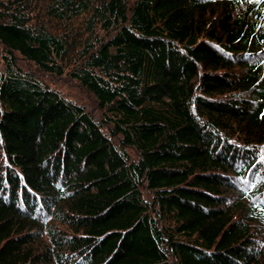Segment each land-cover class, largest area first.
Here are the masks:
<instances>
[{
  "label": "trees",
  "instance_id": "obj_1",
  "mask_svg": "<svg viewBox=\"0 0 264 264\" xmlns=\"http://www.w3.org/2000/svg\"><path fill=\"white\" fill-rule=\"evenodd\" d=\"M0 264H264V0H0Z\"/></svg>",
  "mask_w": 264,
  "mask_h": 264
},
{
  "label": "rangeland",
  "instance_id": "obj_2",
  "mask_svg": "<svg viewBox=\"0 0 264 264\" xmlns=\"http://www.w3.org/2000/svg\"><path fill=\"white\" fill-rule=\"evenodd\" d=\"M50 83L55 87H58L62 90L63 93L79 100L84 103L87 109L95 116L99 113V110L95 107L93 99L86 95L80 88L77 83L71 80L68 76L61 77H45Z\"/></svg>",
  "mask_w": 264,
  "mask_h": 264
}]
</instances>
